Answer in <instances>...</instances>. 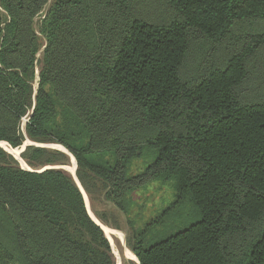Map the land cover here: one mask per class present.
<instances>
[{"label":"trees","instance_id":"obj_1","mask_svg":"<svg viewBox=\"0 0 264 264\" xmlns=\"http://www.w3.org/2000/svg\"><path fill=\"white\" fill-rule=\"evenodd\" d=\"M261 25L264 0H0V142L21 148L32 110L25 136L63 147L84 191L99 180L124 213L129 194L171 183L173 202L127 241L137 264H264ZM185 205L198 218L150 241ZM0 232V264H115L74 179L2 148Z\"/></svg>","mask_w":264,"mask_h":264},{"label":"rangeland","instance_id":"obj_2","mask_svg":"<svg viewBox=\"0 0 264 264\" xmlns=\"http://www.w3.org/2000/svg\"><path fill=\"white\" fill-rule=\"evenodd\" d=\"M46 10V9H45ZM46 11H44L45 13ZM37 22L35 20L34 26L35 30L37 29ZM264 25H261L260 28L263 29ZM262 57H264V50L261 52ZM40 58V54L37 56ZM257 66V67H256ZM256 68L252 70L251 79L253 83L262 88V82L258 80L254 75L263 76L264 74V59H258L256 63ZM249 86H253L250 84ZM36 88V84L34 85ZM260 91V90H258ZM32 110H28L27 114L22 118L19 129L22 135H24L23 145L18 149H11L6 143H2L13 150V153H10L5 148H2L7 154L12 156L23 169L27 170H36L42 171L45 168L54 167L56 170H61L70 175L67 171H72L75 178L70 175L77 186L81 189L86 210L91 218L90 214L94 216L97 220L101 222L100 218H104L106 225L109 229L114 231L117 235L120 236L122 244L118 241H114L113 245L111 239L108 238L112 253L114 255L115 264H137V260L133 255L132 251L128 247L127 241H132L133 229H143L146 224H148L152 219L157 218L159 214L173 202L174 194L172 191L171 183H161V182H150L146 186L139 188L137 191L128 195L125 204V213L122 212L108 197L112 196L111 190H109L103 183L99 180L87 176V181L91 189V193L88 194L82 188L79 179H78V168L73 156L69 154L63 147L52 142L51 140L35 142L29 140L25 136V125L29 119ZM1 144V142H0ZM33 146L44 148L50 151L61 152L67 157V161L64 164H55V165H46L44 167L33 168L19 157V153L22 148ZM1 148V147H0ZM147 160L137 159L133 162L132 168L130 169V176L138 175L143 171L146 166ZM82 175V174H81ZM90 180V181H89ZM199 215L194 213L193 208L190 205H185L183 208L174 210L171 215L165 219L164 224L158 227L153 234H150V241L155 242L157 239H161L167 235H170L179 229L190 226L194 220L198 218ZM92 219V218H91ZM93 220V219H92ZM94 222V221H93ZM102 223V222H101ZM105 225V226H106ZM117 227L118 229L114 228ZM159 232V233H158ZM105 236V235H104ZM0 239L3 242L4 246L13 253L9 246V237L4 236L3 232H0ZM107 239V237H106ZM114 250V251H113ZM18 264V263H15Z\"/></svg>","mask_w":264,"mask_h":264},{"label":"bare ground","instance_id":"obj_3","mask_svg":"<svg viewBox=\"0 0 264 264\" xmlns=\"http://www.w3.org/2000/svg\"><path fill=\"white\" fill-rule=\"evenodd\" d=\"M0 147L1 148H5L7 151H9L10 153H13L14 154V152H13V150H11L9 147H7L6 145H4V144H0ZM15 155V154H14ZM70 175H72L74 178H75V176H74V173L72 172V171H67ZM90 216H91V218L97 223V224H99L100 226H101V228H102V230L104 231V234H105V236L107 237V239L109 238V239H111V241H112V243H113V245L115 244V240L116 241H118L119 243H121L122 244V242L120 241V239L111 231V229H109L107 226H105L103 223H101L99 220H97L94 216H92L91 214H90Z\"/></svg>","mask_w":264,"mask_h":264},{"label":"water","instance_id":"obj_4","mask_svg":"<svg viewBox=\"0 0 264 264\" xmlns=\"http://www.w3.org/2000/svg\"><path fill=\"white\" fill-rule=\"evenodd\" d=\"M46 169H55L54 167L52 168V167H49V168H45V169H43L42 171H44V170H46ZM57 169V168H56ZM80 189V188H79ZM80 191H81V189H80ZM82 193V192H81ZM94 221V220H93ZM95 222V221H94ZM96 223V222H95ZM97 224V223H96ZM100 228H101V226L99 225V224H97ZM101 230H102V228H101ZM103 231V230H102ZM103 233H104V231H103ZM105 235V234H104ZM106 237V236H105ZM108 240V239H107ZM109 241V240H108Z\"/></svg>","mask_w":264,"mask_h":264},{"label":"crops","instance_id":"obj_5","mask_svg":"<svg viewBox=\"0 0 264 264\" xmlns=\"http://www.w3.org/2000/svg\"><path fill=\"white\" fill-rule=\"evenodd\" d=\"M112 231V230H111ZM119 239H120V241L122 242V240H121V238H120V236L119 235H117L114 231H112Z\"/></svg>","mask_w":264,"mask_h":264}]
</instances>
